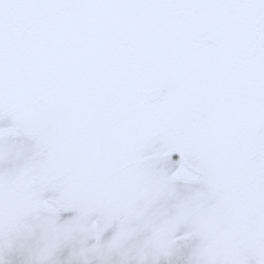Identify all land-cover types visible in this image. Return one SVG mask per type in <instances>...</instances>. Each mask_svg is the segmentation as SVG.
Segmentation results:
<instances>
[{
  "label": "snow or ice",
  "instance_id": "6c2138e0",
  "mask_svg": "<svg viewBox=\"0 0 264 264\" xmlns=\"http://www.w3.org/2000/svg\"><path fill=\"white\" fill-rule=\"evenodd\" d=\"M0 264H264V0H0Z\"/></svg>",
  "mask_w": 264,
  "mask_h": 264
}]
</instances>
